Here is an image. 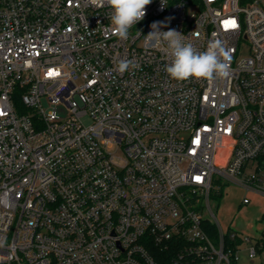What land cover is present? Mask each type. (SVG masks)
<instances>
[{
  "label": "built area",
  "instance_id": "1",
  "mask_svg": "<svg viewBox=\"0 0 264 264\" xmlns=\"http://www.w3.org/2000/svg\"><path fill=\"white\" fill-rule=\"evenodd\" d=\"M111 13L0 0V264H239L251 238L220 225L211 194L217 175L241 207L264 198L261 2L153 0L127 40ZM157 21L201 52L223 41L229 76L171 79L146 38Z\"/></svg>",
  "mask_w": 264,
  "mask_h": 264
},
{
  "label": "clouds",
  "instance_id": "2",
  "mask_svg": "<svg viewBox=\"0 0 264 264\" xmlns=\"http://www.w3.org/2000/svg\"><path fill=\"white\" fill-rule=\"evenodd\" d=\"M153 0H100L106 3L112 10L110 21L113 34L121 40L129 38V30L135 24L144 19L146 6ZM162 7L165 0H161ZM162 22H153L152 31L146 36L148 41L166 46L165 51L172 58L171 63L165 68L168 76L175 81L193 79H217L226 78L230 74L232 50L219 39L211 40L205 51H198L187 42L182 33L169 29L162 31ZM137 34H140L137 32ZM138 65L130 60H121L117 70L124 73L130 68L135 69ZM3 242H0V247Z\"/></svg>",
  "mask_w": 264,
  "mask_h": 264
},
{
  "label": "rangeland",
  "instance_id": "3",
  "mask_svg": "<svg viewBox=\"0 0 264 264\" xmlns=\"http://www.w3.org/2000/svg\"><path fill=\"white\" fill-rule=\"evenodd\" d=\"M264 8V0H259ZM45 108L48 109V102L44 101ZM66 109L59 108L60 117H66ZM89 123L88 119H85ZM113 152L121 157V152L116 148ZM216 191L222 192L219 197L215 192L211 194L212 209L217 214L220 225L229 228L233 232L240 233L244 237H250L251 241L246 242L239 252V264H264V219H261L264 210V201L254 200L248 206H240L245 193L239 188H235L231 183L219 180L215 176ZM258 246V252L254 259L249 258L248 249ZM247 248V249H244Z\"/></svg>",
  "mask_w": 264,
  "mask_h": 264
},
{
  "label": "trees",
  "instance_id": "4",
  "mask_svg": "<svg viewBox=\"0 0 264 264\" xmlns=\"http://www.w3.org/2000/svg\"><path fill=\"white\" fill-rule=\"evenodd\" d=\"M257 1H259V0H241V3H242V5H244V4H249V3H253V2H257ZM220 193L221 194L219 195V197H222V192H220ZM163 254H165V253H163ZM163 254H161V255H163ZM163 257L160 258L159 264H170L169 259L168 258H163Z\"/></svg>",
  "mask_w": 264,
  "mask_h": 264
},
{
  "label": "crops",
  "instance_id": "5",
  "mask_svg": "<svg viewBox=\"0 0 264 264\" xmlns=\"http://www.w3.org/2000/svg\"><path fill=\"white\" fill-rule=\"evenodd\" d=\"M247 196H249V198H252V202L254 201V200H260V201H264V198L263 197H260V196H258V195H255V194H247ZM252 204V203H251ZM263 212H264V210H263ZM262 212V215H261V218H262V216H263V213Z\"/></svg>",
  "mask_w": 264,
  "mask_h": 264
},
{
  "label": "snow or ice",
  "instance_id": "6",
  "mask_svg": "<svg viewBox=\"0 0 264 264\" xmlns=\"http://www.w3.org/2000/svg\"><path fill=\"white\" fill-rule=\"evenodd\" d=\"M234 26V25H233Z\"/></svg>",
  "mask_w": 264,
  "mask_h": 264
}]
</instances>
